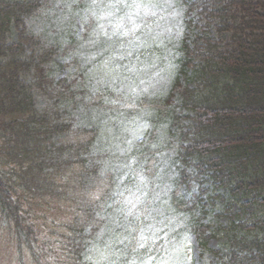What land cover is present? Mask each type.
I'll use <instances>...</instances> for the list:
<instances>
[{
    "label": "rangeland",
    "instance_id": "obj_1",
    "mask_svg": "<svg viewBox=\"0 0 264 264\" xmlns=\"http://www.w3.org/2000/svg\"><path fill=\"white\" fill-rule=\"evenodd\" d=\"M184 1L53 0L32 22L35 35L59 48L45 72L61 81L60 88L66 86V96L74 93L72 134L60 141L61 154L71 159L88 154L91 164L103 172L88 182V188H95L87 192L98 198L107 188L111 194L96 211V219L103 223L84 251L88 264H218L216 254L232 231L230 223L243 216L236 214L241 209L237 204L229 206L214 197L207 176L198 181L190 176L178 196L174 191L176 167L186 163L178 157L186 145L180 133L194 125L184 118L192 114L179 108L181 87L172 89L179 70L178 48L185 38L191 43L200 37L206 27L207 37L217 38L213 29L217 19L205 24L208 19H198L194 10L185 12ZM213 3L221 5L224 0ZM223 35L227 40L229 35ZM191 70L189 66L187 76ZM179 81L183 86L184 77ZM187 86L193 90L195 79ZM85 92L93 94L88 105L77 100ZM60 171L64 180L74 179V166ZM67 187L56 195L75 199L76 187ZM190 200L193 213L182 204ZM57 201L60 204L54 207L51 198L33 203L42 207L45 217L36 221L42 240L69 238L66 229L56 226L48 232L42 226L48 220L65 225L78 209L74 202ZM172 201L178 208L170 206ZM196 219L206 226V251L189 231ZM5 237L0 231V264H9L11 249L2 240ZM21 242L23 257L31 264L28 245Z\"/></svg>",
    "mask_w": 264,
    "mask_h": 264
},
{
    "label": "trees",
    "instance_id": "obj_2",
    "mask_svg": "<svg viewBox=\"0 0 264 264\" xmlns=\"http://www.w3.org/2000/svg\"><path fill=\"white\" fill-rule=\"evenodd\" d=\"M52 1L0 0V231L11 249L9 264H27L22 240L31 264H88L83 254L98 232L95 215L105 199L87 192L95 188L86 186L92 177L101 176L89 155L71 159L61 154L60 141L72 134L74 93L66 96V86L60 88L61 81L45 72L59 48L45 44L31 26ZM205 1L184 3L185 12L194 10L198 19H208L205 24L217 19V38L207 37L206 27L200 37L178 48L177 64L184 72L179 108L190 112L194 122L181 134L187 142L181 155L211 179L220 201L228 196L225 199L232 203L241 194L240 199L246 198L239 204L241 213L258 211L251 221L247 214L230 223L234 232L217 252L218 264H264V0H224L221 5ZM223 33L229 35L227 41ZM187 66L192 68L188 76ZM192 78L196 86L190 90ZM73 166L74 179L64 180L60 170ZM67 185L76 187L75 199L56 195L69 190ZM50 198L51 207L63 199L78 208L65 225L51 220L42 225L48 232L56 226L68 231L69 238L56 242L41 239L36 221L43 210L33 204ZM194 225L205 248V228L200 219Z\"/></svg>",
    "mask_w": 264,
    "mask_h": 264
}]
</instances>
